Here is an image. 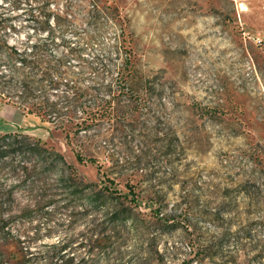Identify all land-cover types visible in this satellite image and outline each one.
Listing matches in <instances>:
<instances>
[{"label": "rangeland", "instance_id": "1", "mask_svg": "<svg viewBox=\"0 0 264 264\" xmlns=\"http://www.w3.org/2000/svg\"><path fill=\"white\" fill-rule=\"evenodd\" d=\"M14 2L0 0V14L61 13L71 5L75 17L64 40L87 49L89 62H111V72L99 77L81 74L79 59L68 62L67 79L106 109L101 125L80 131L70 145L62 130L0 100V138L41 140L74 168L29 155L0 160V206L11 209L28 258L264 264V0ZM102 11L118 20L90 17ZM121 43L127 54L114 53ZM75 152L97 164H80ZM28 180L35 182L31 193ZM130 190L138 211L154 217L92 233ZM39 206L38 217L22 214ZM5 252L22 259L16 242Z\"/></svg>", "mask_w": 264, "mask_h": 264}, {"label": "trees", "instance_id": "2", "mask_svg": "<svg viewBox=\"0 0 264 264\" xmlns=\"http://www.w3.org/2000/svg\"><path fill=\"white\" fill-rule=\"evenodd\" d=\"M21 1L15 0L14 7H20ZM58 12L40 8L37 13L31 12L25 15L0 14V100L39 118L42 123L52 125L55 130H62L70 145L73 136L78 135L80 131H90L96 123L101 125L106 109L105 103L97 96L89 100L88 90H83L78 84L67 79L72 73L68 62L72 58L79 59L82 66L80 73L95 77L111 72V62L104 60V57L101 59L100 56L94 57L92 62H89L85 57L87 49L73 46L64 40L65 32L71 28L75 14L71 5L66 11ZM90 17L96 21L106 18L118 20L115 15L105 11ZM16 22L20 25L16 26ZM122 50L128 53L124 43L114 46L113 51L118 54ZM125 66L123 65L121 72H124ZM91 89L96 94L105 91L102 87ZM75 154L80 164L85 162L97 164L93 157L87 158L81 152ZM20 155L41 158L46 162H60L67 169H74L67 164L60 152L47 147L41 140H35L24 134H7L0 138V160L14 159ZM21 169L24 173H28V176L32 174L28 166H23ZM12 170L15 175L20 172L16 166H12ZM28 181L26 183H30ZM34 183L29 184L27 192H33ZM2 195L0 193V198ZM119 199L120 202L114 209L106 210L104 220L92 230V233L103 234L113 231L109 228L110 225L125 226L129 222L137 225L140 216L147 219L150 216L154 217L153 213L148 215L138 211L140 204L133 190L128 194L120 193ZM42 211L43 208L39 206L26 208L22 214H28L26 217L32 218V215L40 216ZM47 211L43 216L49 221L57 213L56 206L53 210ZM10 213V208H5L4 204L0 206V221H2L0 222V264H75V258L64 261L60 253L46 254L32 262L25 253H29L28 247H22L25 243L22 241L21 231L11 224ZM35 230L39 233L41 225L37 224ZM12 242L20 246V252L23 253L21 260L9 257L5 252V248Z\"/></svg>", "mask_w": 264, "mask_h": 264}, {"label": "crops", "instance_id": "3", "mask_svg": "<svg viewBox=\"0 0 264 264\" xmlns=\"http://www.w3.org/2000/svg\"><path fill=\"white\" fill-rule=\"evenodd\" d=\"M14 109H16V108H14ZM15 111H17V110H15ZM13 114H14V113H13ZM7 124H8L9 126H11L9 122L5 123L6 126H7ZM3 129H4V130H7V129H8V132H16V131H19L18 128H16L15 130H11V129H9V128H5V126L3 127Z\"/></svg>", "mask_w": 264, "mask_h": 264}]
</instances>
